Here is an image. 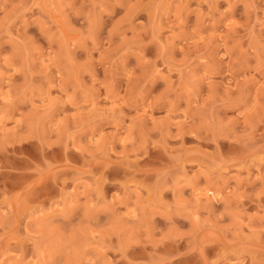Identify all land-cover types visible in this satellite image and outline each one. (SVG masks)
<instances>
[{
  "label": "rangeland",
  "instance_id": "rangeland-1",
  "mask_svg": "<svg viewBox=\"0 0 264 264\" xmlns=\"http://www.w3.org/2000/svg\"><path fill=\"white\" fill-rule=\"evenodd\" d=\"M0 264H264V0H0Z\"/></svg>",
  "mask_w": 264,
  "mask_h": 264
}]
</instances>
